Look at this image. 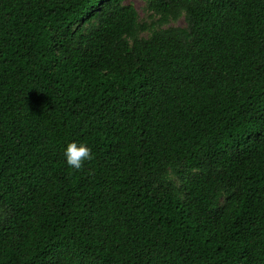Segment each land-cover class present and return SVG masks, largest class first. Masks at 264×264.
<instances>
[{
	"label": "trees",
	"instance_id": "obj_1",
	"mask_svg": "<svg viewBox=\"0 0 264 264\" xmlns=\"http://www.w3.org/2000/svg\"><path fill=\"white\" fill-rule=\"evenodd\" d=\"M146 1L0 0V264H264V0Z\"/></svg>",
	"mask_w": 264,
	"mask_h": 264
},
{
	"label": "clouds",
	"instance_id": "obj_2",
	"mask_svg": "<svg viewBox=\"0 0 264 264\" xmlns=\"http://www.w3.org/2000/svg\"><path fill=\"white\" fill-rule=\"evenodd\" d=\"M63 156L68 166L80 169L86 161L92 158V150L85 141L71 140L64 146Z\"/></svg>",
	"mask_w": 264,
	"mask_h": 264
},
{
	"label": "rangeland",
	"instance_id": "obj_3",
	"mask_svg": "<svg viewBox=\"0 0 264 264\" xmlns=\"http://www.w3.org/2000/svg\"><path fill=\"white\" fill-rule=\"evenodd\" d=\"M135 4L137 7L139 13H140V19L142 21H145L147 23H156L159 18V15L154 14L152 11H150L147 8V1L146 0H129ZM186 25V20L184 17L179 18L178 20H172L169 23L165 24L164 27L168 26H184ZM149 33L146 31L143 33V35H148Z\"/></svg>",
	"mask_w": 264,
	"mask_h": 264
}]
</instances>
